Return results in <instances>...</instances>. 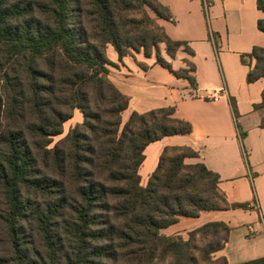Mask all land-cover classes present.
I'll use <instances>...</instances> for the list:
<instances>
[{
    "label": "trees",
    "instance_id": "1",
    "mask_svg": "<svg viewBox=\"0 0 264 264\" xmlns=\"http://www.w3.org/2000/svg\"><path fill=\"white\" fill-rule=\"evenodd\" d=\"M256 6L264 12V0ZM147 9L157 20L171 19L158 0H0V221L14 249L0 264H228L213 258L228 242L223 222L206 223L186 240L160 233L182 217L247 208L226 202L218 174L184 163L198 156L193 149L166 147L141 185L145 148L188 135L192 125L168 106L131 112L120 129L128 97L107 78L115 66L108 45L119 59L154 53L157 64L196 88L193 64L174 71L159 44L171 58L180 47L193 52L172 40ZM257 28L264 33V18ZM248 56L254 64L247 82L264 79V48L253 47ZM254 108H264V88ZM74 110L82 123L48 148ZM236 128L242 142L245 133ZM36 234L44 254L35 247ZM198 234L210 239L196 255ZM261 263L264 258L247 264Z\"/></svg>",
    "mask_w": 264,
    "mask_h": 264
},
{
    "label": "crops",
    "instance_id": "2",
    "mask_svg": "<svg viewBox=\"0 0 264 264\" xmlns=\"http://www.w3.org/2000/svg\"><path fill=\"white\" fill-rule=\"evenodd\" d=\"M209 1L205 15L203 0H158L171 14L170 20L158 19V25L193 52L190 55L179 48L171 58L160 49V56L174 71L185 69L184 60L192 63L196 88L157 64L154 53L150 57L132 53L119 59L111 45L106 56L115 66L108 67L107 78L128 97L124 111L128 116L171 106L176 118L192 125L188 135L167 136L145 148L138 170L142 186L166 147H190L198 156L185 158L184 163H202L218 174V191L229 205L247 204L245 209L204 211L185 221L179 218L160 233L184 237L206 223L223 222L230 228L229 238L214 258L247 264L264 258V108H254L261 102L264 79L253 83L246 79L252 66L248 55L253 47L264 48V33L257 28L264 12L256 0ZM236 125L245 133L242 142Z\"/></svg>",
    "mask_w": 264,
    "mask_h": 264
},
{
    "label": "rangeland",
    "instance_id": "3",
    "mask_svg": "<svg viewBox=\"0 0 264 264\" xmlns=\"http://www.w3.org/2000/svg\"><path fill=\"white\" fill-rule=\"evenodd\" d=\"M147 13L148 15L155 19V21L157 22V19L155 18L154 14L147 9ZM182 51H184L185 49L183 47H180ZM161 50V52L163 53L166 52V46L163 44V43H160L159 44V50ZM179 49H177L176 51H174V56L176 54V52L178 51ZM133 54H135L136 52H132ZM167 54V53H166ZM185 61V69L186 70H189L188 69V64L187 63H190L189 61L187 60H184ZM252 65L254 64V61L252 60ZM182 69H179L177 71H180ZM128 115L124 112L121 113V121H122V124L120 126V129L123 127V124L127 121L128 119ZM82 123V114L78 111V110H74L73 111V117L68 120L67 122L64 123L63 125V134L62 135H59V136H54L51 138L50 140V144L48 146V148H52L63 136H65L67 134V132L70 130V129H73L77 124H80ZM178 152H169L168 153V156H174L176 155ZM146 184H144L143 186H145ZM251 189H252V192H253V185L251 186ZM38 201H41V199H38ZM186 218L182 217L181 218V221H185ZM26 229L27 228V225H26ZM163 235V234H162ZM169 237H173V236H169ZM181 238L183 239H188V235L187 233L184 235V237L180 236ZM210 239L209 236H207L206 238H204L203 236H201L200 234L196 235L195 238H194V241H193V244H194V250L193 252L196 254V255H199L200 253V248ZM35 247L37 249L40 250L41 253L44 254L45 250H44V247H43V243L40 239V237L36 234L35 235ZM0 256H7V257H11V259L13 258L14 256V249H13V246L11 244V241H10V238L8 236V233H7V230L5 229V226L3 224V222L0 221ZM214 258V256H213ZM215 259V258H214ZM11 264H15L14 261L11 262Z\"/></svg>",
    "mask_w": 264,
    "mask_h": 264
},
{
    "label": "built area",
    "instance_id": "4",
    "mask_svg": "<svg viewBox=\"0 0 264 264\" xmlns=\"http://www.w3.org/2000/svg\"><path fill=\"white\" fill-rule=\"evenodd\" d=\"M203 4H204V8L207 10L208 7H210V5H211V1H209V0H203ZM213 98L216 99L215 96ZM248 230H249L250 233H253L251 227H248Z\"/></svg>",
    "mask_w": 264,
    "mask_h": 264
}]
</instances>
